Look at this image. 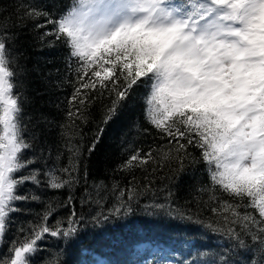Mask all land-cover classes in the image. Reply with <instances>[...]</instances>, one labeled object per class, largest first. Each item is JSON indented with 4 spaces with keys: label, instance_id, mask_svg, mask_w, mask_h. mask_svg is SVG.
Instances as JSON below:
<instances>
[{
    "label": "snow or ice",
    "instance_id": "6c2138e0",
    "mask_svg": "<svg viewBox=\"0 0 264 264\" xmlns=\"http://www.w3.org/2000/svg\"><path fill=\"white\" fill-rule=\"evenodd\" d=\"M29 24L39 41L66 50L65 79L75 77L67 80L73 93L66 98L58 125L61 143L56 159L46 162L43 171L32 166L38 158L50 159L51 151L37 152L36 138L25 137L24 101L15 91L20 69L14 44L17 30ZM141 86L146 89L145 121L173 145L179 170L185 163L202 164L209 183L197 191L226 194L233 201L218 200L212 208L217 218L196 222L205 233L225 241L217 264H241L233 258L241 255L246 264H264V0H71L59 14L42 7L39 0H13L10 9L0 11V242L18 210L16 203L38 199L20 195L19 189L29 182L39 185V175L53 190L68 189L63 206L72 207L68 218L56 219L55 208L47 206L37 224L27 230L21 227L7 241L8 255L0 256V264H34L48 236L64 248L50 254L44 264H63L60 257L83 232L102 230L135 215L138 197L151 190V181L140 189L133 175L127 189L101 182L89 192L87 171L82 177L79 173L84 153L91 155L98 137L83 150L73 137L88 121V106L95 98L90 93L114 94L107 123ZM61 148L68 152L65 166H60L65 154ZM189 148L199 150V155ZM158 155L133 149L117 171L131 172L134 167L147 171L145 166L153 162L151 170L156 172L163 166ZM162 155L170 158L168 152ZM82 180L81 202L99 209L90 216L74 208L72 190ZM161 191L172 195L170 189ZM143 211L192 222L167 198ZM143 264L156 262L145 258Z\"/></svg>",
    "mask_w": 264,
    "mask_h": 264
},
{
    "label": "trees",
    "instance_id": "16d2710c",
    "mask_svg": "<svg viewBox=\"0 0 264 264\" xmlns=\"http://www.w3.org/2000/svg\"><path fill=\"white\" fill-rule=\"evenodd\" d=\"M71 0H39L42 7L53 13L65 11ZM13 0H0V11L10 9ZM18 38L14 44V55L17 56L19 66L18 91L23 97V123L27 127L25 137L34 136L33 141L37 152L51 151V158L37 160L32 167L43 171L45 163L51 164L56 159L57 148L60 145V129L58 125L63 122L66 112L64 104L66 98L71 97L73 87L67 80H75L74 75L65 79L66 50L56 44L49 47L37 39L38 33L31 24L23 30H17ZM146 89L136 88L126 102L120 107L118 114L107 123L105 115L111 100L114 97L104 91L103 95L90 93L95 96L88 106V121L79 130L80 134L73 137L83 150L90 145L94 138L95 150L90 156L85 152V158L80 168V175L87 171V188L91 192L94 186L103 182L111 187L114 184L122 189L129 187L132 181L142 189L151 181V190L144 191L139 197V205L135 215L118 223H111L104 229H91L83 232L73 241L60 257L63 264H143L144 259L155 261L156 264H166L171 260L186 261L191 264H217L218 253L223 250L224 240L205 233L198 227L197 221L210 223L217 218L212 212L217 207V201L231 198L211 191L198 192L202 186L207 185L208 176L202 164L191 165L185 163L184 169L179 170L175 159L176 153L173 145L162 139L144 118V101ZM59 105L60 107H57ZM147 129V131H145ZM69 136L73 130L68 129ZM133 149L141 150V155L152 150L158 153V159L163 165L156 172L151 169L155 163L141 167H134L131 172L117 171L132 154ZM64 151L60 166L69 164L68 152ZM193 155H199V150L189 148ZM168 152L169 159L163 158ZM28 152L26 155L31 156ZM27 174V172L25 173ZM148 177L146 180L145 177ZM66 178V177H65ZM39 185L27 183L19 189L20 195L36 196L38 199L19 201L16 203L17 211L11 215L8 232L0 242V256L7 257V241L17 234L18 229L31 228L39 222L47 206L55 208L56 219H66L72 212V207H64L67 201L68 189L53 190L46 185V178L39 175ZM170 189L172 195L168 196ZM75 196L74 208L78 214L90 216L99 209L95 204L89 206L81 202L85 195V183L82 182L73 188ZM179 213L192 217L190 223L187 219H171L167 216H149L143 209L146 205L166 202ZM113 200H109L106 207H111ZM238 211L243 212L240 208ZM55 224V220H50ZM43 250L36 256L34 264H44V260L51 254L55 255L64 245L57 238L48 236L42 243ZM199 253H207L200 255ZM246 264L245 256L233 257Z\"/></svg>",
    "mask_w": 264,
    "mask_h": 264
}]
</instances>
